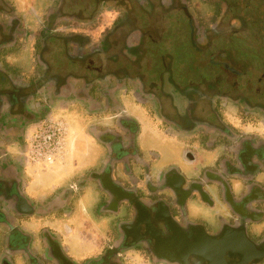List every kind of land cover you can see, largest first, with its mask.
<instances>
[{
	"label": "flooded vegetation",
	"instance_id": "1",
	"mask_svg": "<svg viewBox=\"0 0 264 264\" xmlns=\"http://www.w3.org/2000/svg\"><path fill=\"white\" fill-rule=\"evenodd\" d=\"M33 2L0 0V136L7 133L6 125L19 127L16 154L22 164H29L23 154L26 130L54 116L41 90L48 83L59 91L67 83L46 78L40 64L41 48L50 39L60 42L70 61L99 55L101 82L134 81L138 104L156 114L168 139L185 145L184 159L195 161L201 151L216 148L220 152L195 178L175 166L153 168L159 153L137 145L138 121L103 92L105 106L116 112L98 131L106 154L102 168L85 180L115 198L119 208L107 227L105 247L76 263L45 235L43 257L34 256L32 237L11 218L25 198L18 181L0 168V224L6 231L0 264H13L15 255H23L28 264H123L129 253L153 264H264V228H252L258 224L254 217L264 220V132L236 131L226 114L232 111L240 121L264 128V0H82L71 6L65 0H45L50 5L43 3L38 10ZM65 7L77 13L69 15ZM87 9L91 22L86 21V29L80 19ZM101 11L111 17L108 25L99 17ZM26 14L34 17L28 23L35 28L24 25ZM61 14L64 24L46 27L48 18L57 20ZM170 20L179 24L178 42L183 44L172 45V52L162 47ZM250 30L253 36L244 40ZM29 41L34 44L32 67L13 66V50L20 53ZM112 42H121L119 55L126 65L108 70L107 62L115 58L106 55ZM190 69L202 70L204 77L189 78ZM43 107L48 113L38 117ZM10 153L0 149V160ZM85 180L69 185L68 191L78 190ZM232 181L245 190L237 193Z\"/></svg>",
	"mask_w": 264,
	"mask_h": 264
},
{
	"label": "crops",
	"instance_id": "2",
	"mask_svg": "<svg viewBox=\"0 0 264 264\" xmlns=\"http://www.w3.org/2000/svg\"><path fill=\"white\" fill-rule=\"evenodd\" d=\"M65 1L66 6H71L79 4L82 0ZM88 1L91 2V0ZM49 5L44 3L43 7ZM69 9L65 7L63 11L69 15L77 13V11ZM88 11L89 9L83 11L80 19L85 20L83 21L85 25L86 21L87 24L91 22ZM99 17L104 25H108L111 21L107 12L101 11ZM25 19L26 27L31 29L36 27V24L28 23L30 20L27 17ZM62 20V14L57 20L50 17L47 19L46 27L64 24ZM87 28L88 25H86ZM76 30L81 32L85 29L81 30L76 27ZM120 45L121 42H112L111 47L106 50L107 56L115 57L112 61L107 62L108 70L126 65L125 57L119 55ZM20 48V53H16L14 49L11 54L13 66L24 65L31 68L34 62V44L29 41ZM55 50L59 52L62 50L59 41L43 44L40 51V64L44 66L46 78L51 81L66 79L67 83H64L66 87H62L59 91H53L51 85L47 83V86L43 87L41 91L44 99H47L51 104V113L67 122L69 132L64 156L47 168L35 164H22L16 154L21 143L17 139L19 127L6 125L7 133L0 136V149L4 148L11 153L5 161L0 160V168L8 170L7 173L18 181L22 196L25 198V201L22 198L19 199L20 201L18 200L17 211L11 215V218L14 224L32 237L34 246L31 249L34 252L32 254L37 258L43 257L45 235H50L64 247L72 260L78 263L85 258L95 257L102 251L107 243L105 240L107 227L112 220L118 217L119 213L115 198L108 197L96 183L85 180L91 171H100L102 168L106 154L102 143L104 138L98 137V133H100L98 131L103 125L111 123L112 120L109 117L116 112L114 108L105 106L101 97L103 92L108 91L111 99L118 103V107L126 108L129 116L138 121L140 131L137 145L143 149H155L159 153L153 168L162 170L168 166H175L185 170V174L187 173L189 178H195L200 176V171L204 167L214 164L220 151L219 148L201 151L195 161L184 159L182 152L185 145L175 138L168 139L160 125L159 118L155 116L156 114H152L149 108L138 104L136 100L138 87L134 81L114 84L110 79H107L106 82H101V78L98 76L103 70V60L99 59V55L87 58L76 56L73 57L75 58L73 61H70L64 53L67 64L72 68L59 67L57 60L50 58ZM116 77L119 78V74H116ZM126 85L128 89H125ZM31 98L38 97L32 96ZM33 106L32 102L29 103L30 111ZM69 107H74V109L68 112V118H66L61 114V111H65ZM39 113L38 117L45 116L48 109L43 107ZM226 114L236 131H243L246 134H251L252 131L264 132V128L260 124L254 125L240 121L238 115L232 111ZM179 136L183 137L185 133L180 132ZM26 168L33 170V173L37 175L34 180L27 181L23 178ZM136 168V165L132 166L134 171ZM194 169L197 171L191 173ZM119 174L120 168L116 167L114 175L118 176ZM80 180L86 181L82 187L74 192L68 191L69 185ZM232 182L237 193L245 190L240 182ZM246 188L248 189V186ZM259 217L253 218V221L258 224L252 225V228L258 229V231L264 228V220L261 221ZM5 240L6 231L0 224V253ZM11 260L13 264H28L23 255H15Z\"/></svg>",
	"mask_w": 264,
	"mask_h": 264
},
{
	"label": "built area",
	"instance_id": "3",
	"mask_svg": "<svg viewBox=\"0 0 264 264\" xmlns=\"http://www.w3.org/2000/svg\"><path fill=\"white\" fill-rule=\"evenodd\" d=\"M68 127L64 120L52 115L35 122L24 135L23 154L27 163L52 166L64 156Z\"/></svg>",
	"mask_w": 264,
	"mask_h": 264
},
{
	"label": "rangeland",
	"instance_id": "4",
	"mask_svg": "<svg viewBox=\"0 0 264 264\" xmlns=\"http://www.w3.org/2000/svg\"><path fill=\"white\" fill-rule=\"evenodd\" d=\"M45 2V0H34V2L32 3V7L36 10H38V7H41V5ZM173 15L174 13H170L169 16ZM26 17H28V19L33 22V16L30 14H26ZM178 28H179V24L176 23L175 20H170L169 23L167 24V28L163 29V40H166L165 42L162 41V47L166 48L167 51H171L173 50L174 45H176V43L180 44L181 47H183V44H181L180 42H178V40L180 39V34L177 33L178 32ZM245 35V36H244ZM247 36H249L250 38L253 36V31L251 32H244L243 34V38L244 40L247 39ZM47 42L51 43H56L57 41L55 40H48ZM186 44V43H185ZM54 45V44H53ZM173 45V47H172ZM187 45V44H186ZM187 47H189L187 45ZM240 56H243L242 54ZM50 58H54L57 60V64L59 65V67L61 66H65L67 69H71L72 67L69 66V64H67L68 62H66L65 60V56H64V52L61 50L60 52L58 50H55L52 53V56ZM190 66L189 61H187V67ZM188 77L189 78H197V75L204 77L203 76V72L198 71V70H189ZM74 107H69L67 110L65 111H61V114L67 117V114L69 111L73 110ZM239 117V115H238ZM242 121H246L247 119L241 118ZM37 177L36 174L33 173V170H30L29 168L25 169V173L23 175V178L27 181H32ZM123 264H153L151 262H148L147 260H145V258H143V256H139L138 253H129V255H127V257L124 259V263Z\"/></svg>",
	"mask_w": 264,
	"mask_h": 264
}]
</instances>
